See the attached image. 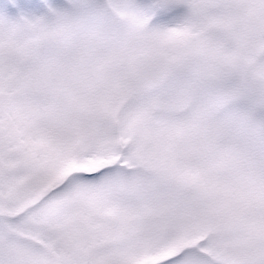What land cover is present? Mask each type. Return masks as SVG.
Here are the masks:
<instances>
[{"label":"snow or ice","instance_id":"obj_1","mask_svg":"<svg viewBox=\"0 0 264 264\" xmlns=\"http://www.w3.org/2000/svg\"><path fill=\"white\" fill-rule=\"evenodd\" d=\"M0 264H264V0H0Z\"/></svg>","mask_w":264,"mask_h":264}]
</instances>
